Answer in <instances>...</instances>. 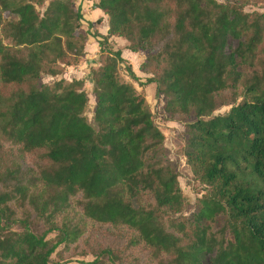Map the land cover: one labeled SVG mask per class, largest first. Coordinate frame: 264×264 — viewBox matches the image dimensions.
Returning <instances> with one entry per match:
<instances>
[{
	"label": "trees",
	"instance_id": "obj_1",
	"mask_svg": "<svg viewBox=\"0 0 264 264\" xmlns=\"http://www.w3.org/2000/svg\"><path fill=\"white\" fill-rule=\"evenodd\" d=\"M253 3L264 0H99L102 35L100 19L85 31L78 0H0V264H264V13L244 10ZM114 36L147 53L145 82ZM91 38L107 55L88 78L92 121L86 77H63ZM123 71L185 124L205 191L191 216L165 134Z\"/></svg>",
	"mask_w": 264,
	"mask_h": 264
},
{
	"label": "rangeland",
	"instance_id": "obj_2",
	"mask_svg": "<svg viewBox=\"0 0 264 264\" xmlns=\"http://www.w3.org/2000/svg\"><path fill=\"white\" fill-rule=\"evenodd\" d=\"M218 1L224 2L227 0H218ZM244 10L250 13L251 12L264 13V5L261 3L260 4L253 3L245 6ZM87 27H88L87 24H84L85 31H87ZM122 41L120 39H117L116 43L112 45L113 49H117V45L119 46L120 44H122ZM96 43L98 44V40H96ZM90 45L91 46H89V53L83 59L80 68L76 70H69L71 74L67 75L66 80L69 82L71 79H74L76 76L86 77L85 89L89 97V107L87 109L86 115L88 119L92 121L93 109L95 105V96L92 93V89H93L92 82L91 80H88V78L90 76V70L94 69L95 67H98L100 65L99 61L101 63H105L107 55L103 54V55L95 56V53L92 52V43ZM119 48L120 50H122V53H124V57L132 65V68L135 71V73L138 75V77L143 82H145V80L150 75L146 72L141 71L140 65L146 60L147 53L146 52L134 53L128 48H126L124 45L119 46ZM121 76L124 80L131 81L135 85L137 90L145 95L147 102L156 117V122L158 126L165 134V143H164L165 150L167 152L169 159L173 162L174 166L176 167V170L179 173V182L184 195L185 209L181 213V215L191 216L194 213H197V211L199 210V200L203 197L205 191L203 190L201 184L195 180L191 168L186 162V158L184 155V145H185L184 132L186 130L185 124L181 122L169 120L167 118V115L163 110L164 101L162 97L158 98L156 96L155 85L140 86L138 82L131 79L124 71L121 73ZM54 81H55L54 79H51V77L47 75L43 76V83L53 85ZM229 108L230 106L222 107L218 111H216L215 114H225L229 110ZM92 259H93L92 256L83 257L80 255H75L66 264H82L83 261L87 262ZM57 260H58L57 256L54 254L51 260L52 263H54Z\"/></svg>",
	"mask_w": 264,
	"mask_h": 264
},
{
	"label": "crops",
	"instance_id": "obj_3",
	"mask_svg": "<svg viewBox=\"0 0 264 264\" xmlns=\"http://www.w3.org/2000/svg\"><path fill=\"white\" fill-rule=\"evenodd\" d=\"M99 0H79L78 4L81 5L82 7V11L84 14V24H87V26L90 23H95L97 20H101V22L99 24H96V29L98 30L99 33H101L102 35H106L108 33L109 30V18L108 16L99 8L95 7V4L98 3ZM91 32H94V29H91ZM120 39L122 41V44H120L119 46L124 45L127 48V43L124 39L119 38V37H112V41L113 44L116 43V40ZM97 39L91 38L89 39L87 45H86V54L84 56V58L88 55L89 53V46H91L90 44L92 43V52L95 53V56H98V52H99V45L96 43ZM116 45V44H115ZM119 46L117 45V49H120ZM122 51V50H121ZM123 57H124V53H122ZM83 58V59H84ZM125 58V57H124ZM83 61V60H82ZM82 64V62L76 66V67H66L63 73V77L66 79L68 74H71L69 70H76L78 68H80V65ZM85 76L81 77V76H76L74 79H81L84 78ZM51 79H54L53 77H51ZM73 80V79H71ZM70 80V81H71Z\"/></svg>",
	"mask_w": 264,
	"mask_h": 264
}]
</instances>
